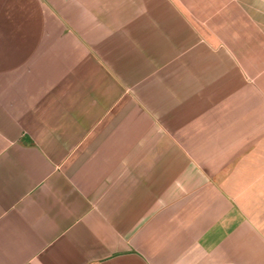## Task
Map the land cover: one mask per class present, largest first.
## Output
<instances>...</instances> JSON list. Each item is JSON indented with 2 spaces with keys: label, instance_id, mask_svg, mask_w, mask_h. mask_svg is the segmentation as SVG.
<instances>
[{
  "label": "crops",
  "instance_id": "0c3cea01",
  "mask_svg": "<svg viewBox=\"0 0 264 264\" xmlns=\"http://www.w3.org/2000/svg\"><path fill=\"white\" fill-rule=\"evenodd\" d=\"M0 264H264V0H0Z\"/></svg>",
  "mask_w": 264,
  "mask_h": 264
}]
</instances>
